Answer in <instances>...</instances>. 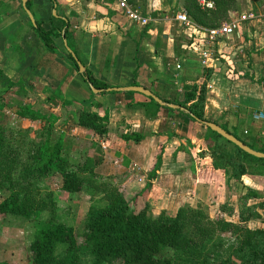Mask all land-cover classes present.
Returning <instances> with one entry per match:
<instances>
[{"label":"crops","instance_id":"1","mask_svg":"<svg viewBox=\"0 0 264 264\" xmlns=\"http://www.w3.org/2000/svg\"><path fill=\"white\" fill-rule=\"evenodd\" d=\"M142 7L135 10L148 19L145 25L128 20L113 0H32L33 20L54 16L68 24L69 39L62 35L53 39L59 52L52 53L31 30L20 1L0 0V83L9 86L3 95L19 93L23 105L53 114L65 134L89 143L87 156L97 159L94 173L117 177L118 191L148 204L153 215L173 214L180 203L190 204L194 198L203 202L204 193L213 202L237 191L232 206L236 213L237 198L248 187L259 198L247 205L262 207L255 208L259 218L249 220L246 227L264 230L263 177L247 174L241 176L242 184L225 183L224 178L211 183L194 179L189 170L195 153L208 159L205 145L222 143L201 122L213 123L255 149L264 148V18L239 22L229 36L207 38V30L248 11L260 16L264 0H227L214 21L208 15L191 20L182 0L170 5L146 0ZM179 12L187 24L174 20ZM67 49L83 71L108 88L93 93L62 54L70 55ZM126 87H142L160 100L155 118L143 108L149 99L122 90ZM184 93L203 96L204 121L187 118L183 109L175 111L178 106L172 102L181 101ZM75 110L104 116L106 134L93 135L75 125ZM126 135L140 140L125 141L121 137ZM179 146L188 154L177 151ZM157 147L162 150L160 166L148 179Z\"/></svg>","mask_w":264,"mask_h":264},{"label":"trees","instance_id":"2","mask_svg":"<svg viewBox=\"0 0 264 264\" xmlns=\"http://www.w3.org/2000/svg\"><path fill=\"white\" fill-rule=\"evenodd\" d=\"M177 1L163 0L167 5ZM211 1L214 5L212 10H200L196 0H182V8L193 21L207 15V19L214 21L221 9L227 6V0ZM31 2L26 1V9L30 10ZM145 2L127 0L133 9L144 8ZM34 24L32 27L28 22L48 52H59L53 39L61 35L66 41L69 39L68 24L59 18L51 16L46 21L34 19ZM44 25L48 28H44ZM62 54L77 70L71 56L66 51ZM80 76L95 90L108 88L93 79L87 70ZM8 89L7 84L2 94ZM148 99L149 106L143 108L155 118L160 107L151 98ZM172 104L178 106L176 112L183 109L187 118L204 121L203 96L195 98L192 94L184 93L181 101H173ZM17 110L18 118L39 122V128L34 131L36 138L29 139L27 131L0 125V193H8L0 201V215L29 220L40 213H47V219L34 227L28 244L31 264H264V230L246 227L249 220L259 218L255 208L262 207L261 204L247 205L248 200L259 198L255 190L246 187L244 193L238 196L236 213L231 211L235 213L233 222L212 220L199 207L188 205L179 206L173 214L160 211L153 215L148 206L133 209L134 197L127 200L110 181L96 175L94 168L97 161L87 156V151H82L75 160H70V137L62 131L53 138L51 136L52 125L57 121L53 115L27 105ZM72 115L78 127L93 135L106 134L104 116L99 117L96 113L84 110H75ZM206 130L215 139H221L222 146L218 151L217 144L205 145L208 159L201 153L193 155L189 170L194 179L217 183L224 178L225 183L231 180L240 184L243 175L264 178V159L252 157L208 128ZM121 138L133 143L140 140L134 135ZM241 142L251 150L264 153V148L255 149L245 140ZM185 144L188 146L189 143L185 141ZM225 144L231 146V152L223 146ZM177 151L188 154L183 146H179ZM161 152V147H157L148 179L156 176ZM216 171L217 174L214 173ZM52 172L58 174L60 189L64 193L76 194L87 188L92 194L90 198L94 197L83 219L80 235L71 226L56 221V199L50 191L39 188V183ZM223 234L229 235L232 242L225 249Z\"/></svg>","mask_w":264,"mask_h":264},{"label":"rangeland","instance_id":"3","mask_svg":"<svg viewBox=\"0 0 264 264\" xmlns=\"http://www.w3.org/2000/svg\"><path fill=\"white\" fill-rule=\"evenodd\" d=\"M4 86L5 85L3 81L0 83V125H8L17 131H27V136L29 139L36 138L34 131L39 128V122H31L29 120L24 121L23 119L18 118L16 114L18 111L17 109L23 105L21 102V94L17 93L18 95H12L10 93L3 95L2 89L5 88ZM33 109H39V107H34ZM52 126L53 132L51 133V136L53 138L59 131H62V127L58 121H55ZM63 133L72 140L69 151L71 154V161L75 160L77 154L82 153V151H87L86 149L89 147V143L87 144L77 140L75 141L73 140V137L65 134V132ZM235 136H237V134H235ZM221 146L222 145L218 146V151H220ZM223 146L227 148V151H232V148H229L226 146V144ZM92 148L94 147L92 146ZM104 178L110 181L116 187L117 177L113 180L110 177ZM240 184H242V182ZM39 188L42 191H50L53 194L54 199H56V221L66 226H71L75 233L80 235L83 228V219L85 218L89 205L92 204V199L94 198H90L92 194L87 191V188L82 189L76 194L64 193L60 189V178L58 174L53 172L39 183ZM7 194L8 193L6 191L1 192L0 201L5 198ZM238 194L239 193H237V191L234 193L231 192L230 195L223 194L220 199H218V201L212 202L209 199L210 197L204 193L202 197L203 199H201L202 201L204 200L203 202L199 201L197 198H194L195 200L188 201L190 204H186V202L180 204L181 206L188 205L192 208L199 207L212 220L224 219L225 221L233 222L235 221V214H233L231 211L233 210L232 206H234L235 199ZM124 196L126 195L124 194ZM131 197L132 195L126 196V198H128L127 200H129ZM205 199L208 201H205ZM143 206H148L150 211L154 210L146 203L135 201L132 202L133 209L137 210ZM153 206L157 210V208L160 207V204ZM47 217L48 215L45 212L35 215L29 220H23L21 218L11 216L2 217L0 215V264H31L28 258V244L31 241L34 227L38 223L46 220ZM222 239L224 241V249L232 243L229 235L227 234H223ZM212 264L217 263L215 262Z\"/></svg>","mask_w":264,"mask_h":264},{"label":"built area","instance_id":"4","mask_svg":"<svg viewBox=\"0 0 264 264\" xmlns=\"http://www.w3.org/2000/svg\"><path fill=\"white\" fill-rule=\"evenodd\" d=\"M118 9L123 13V15L130 21L137 23L139 25H145L148 22L147 18L141 17L135 9H132L126 2V0H113ZM197 5L201 10H212L214 5L211 0H196ZM264 18V9L260 16H256L253 12L248 11L244 14L238 16V18L230 21L227 24H221L216 28L207 30V38L212 41L220 36H229L236 30L237 24L243 21H251L255 18ZM175 21L187 24V19L184 13H177L173 17ZM178 69V66H175Z\"/></svg>","mask_w":264,"mask_h":264},{"label":"water","instance_id":"5","mask_svg":"<svg viewBox=\"0 0 264 264\" xmlns=\"http://www.w3.org/2000/svg\"><path fill=\"white\" fill-rule=\"evenodd\" d=\"M19 1H20L21 8L24 11L25 15L27 16L30 24L31 25H34V20H33L32 15L29 12V10H27L26 7H25V4H26V1L27 0H19ZM67 50L70 53V55L73 58V60L75 61V64L77 66L78 72L80 74L83 73V67H82V65L75 59V57L69 51V49H67ZM89 88H90V90L93 93L94 92H97V90L91 88V86H89ZM109 90H121V89H109ZM122 90L139 93L140 95H142L144 97L151 98L155 103H161L160 100L157 97H155L151 92H149L148 90H146V89H144L142 87H126V88H124ZM201 123H203L204 126L207 127L210 131L214 132L220 138H222L223 140L229 142L230 144H232L233 146H235L236 148H238L242 152H244V153H246V154H248V155H250L252 157H255V158L264 159V153H260V152L251 150L250 148H248L247 146H245L241 141L237 140L231 134L227 133L226 131H224L220 127L216 126L215 124L210 123V122H201Z\"/></svg>","mask_w":264,"mask_h":264}]
</instances>
